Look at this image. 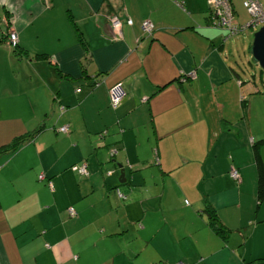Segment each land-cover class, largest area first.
Here are the masks:
<instances>
[{"label":"crops","instance_id":"0c3cea01","mask_svg":"<svg viewBox=\"0 0 264 264\" xmlns=\"http://www.w3.org/2000/svg\"><path fill=\"white\" fill-rule=\"evenodd\" d=\"M245 1L230 0L238 26L250 19ZM209 8L208 0H0V38L16 33L23 51L0 43V147L44 126L0 157V264H249L264 255L253 150L262 141L264 162V130L252 133L243 100L254 92L264 102V71L260 88L254 77L244 86L226 48L235 35ZM117 83L125 95L111 107ZM65 125L70 132H59ZM85 160L90 178L73 170Z\"/></svg>","mask_w":264,"mask_h":264},{"label":"trees","instance_id":"16d2710c","mask_svg":"<svg viewBox=\"0 0 264 264\" xmlns=\"http://www.w3.org/2000/svg\"><path fill=\"white\" fill-rule=\"evenodd\" d=\"M213 16H214L213 10L211 8H209V17L214 20V24H215V19L213 18ZM9 33H10V31H8L6 35H4V36H2L0 38V43L5 42L7 40V38L9 37ZM149 35H151V34H149ZM7 43L9 44V46H11L13 48V50H14L13 52L15 54L21 55L23 53V51L18 49V45L16 43H11L9 40H7ZM39 56L43 57L45 55L39 54ZM99 84H100V81L96 79L95 82L92 84V86L96 87ZM117 84H120V83H117ZM117 84H115V85H117ZM115 85L111 86L109 88V90H108L109 103H110L111 107H116L118 105L117 104L116 106H114L112 101H111V97H110V90ZM122 89H123V87H122ZM244 106H245V104H244ZM62 127H66L67 131H61L60 129ZM62 127L59 128V130H58L59 132L64 133V134L70 132L69 126L65 125V126H62ZM43 128H44V126L40 125L39 128H36L34 131L28 132V133L23 134V135H19L15 139H13L10 143L1 146L0 147V157H2L3 155H12L17 150H19V148L21 146H23L24 144L32 142V140L36 137L37 133L42 131ZM261 144H262V141H258V142H256L254 144V147H253L254 156H255V165H256V170H257V199H258L259 202H263L264 201V162H263L261 154H260ZM116 152L117 151L114 150V149L110 150V155H111L112 158L115 156ZM83 166L85 167L86 175L81 174L78 171L80 169V167H83ZM73 170H74V172L76 174H78L82 178H90V176H91V173H90L89 168H88V162L86 160L83 161L82 165L74 166ZM238 172H239V170H238ZM106 174L108 176H110L112 174V171H108V172H106ZM40 175H43L44 178L40 179ZM40 175L38 176V179L39 180H44L45 179V175L44 174H40ZM239 176H240V172H239ZM237 181H240V177H239V179ZM113 192L119 198L124 199V195L121 193L119 187L115 186L113 188ZM70 209L74 210V212H75L74 216H71ZM207 212H208L209 219L211 221V224L213 225V228H214L215 232L218 233V234H221L223 237H226L227 234H228V229L218 222V220H217L218 217H217V214H216V211L214 210V208H212L210 205H208L207 206ZM68 214H69V217H71V218H75L77 216V212L75 211V209L73 207L68 208ZM249 264H264V255L262 257L258 258V259H255V260L251 261Z\"/></svg>","mask_w":264,"mask_h":264},{"label":"built area","instance_id":"2783aa9c","mask_svg":"<svg viewBox=\"0 0 264 264\" xmlns=\"http://www.w3.org/2000/svg\"><path fill=\"white\" fill-rule=\"evenodd\" d=\"M209 1V7L213 10L215 19V25H217L220 28H225L227 30V36H234L241 32L242 30L250 27H254L257 25H264V5L260 3L257 0H246L243 3V6L245 7L246 11L250 15V20L247 24L244 26H237L234 23V11L232 8V5L230 3V0H208ZM127 23L131 24V20H128ZM112 24L114 28H118L120 21L117 18L112 19ZM142 28L147 34H152L154 31V25L149 20H145L142 23ZM8 40L11 43L17 42V35L14 32L9 33ZM125 93L122 89L121 84L115 85L110 90V97L111 101L114 106H116L124 97ZM61 131H67L66 127H62L60 129ZM79 173L86 175L85 167H80L78 170ZM230 175L233 179L238 180L239 179V172L237 169L232 168ZM44 176L40 175V179H43ZM71 216L75 215V212L73 209H70ZM176 264H183V263H176Z\"/></svg>","mask_w":264,"mask_h":264},{"label":"rangeland","instance_id":"374dc122","mask_svg":"<svg viewBox=\"0 0 264 264\" xmlns=\"http://www.w3.org/2000/svg\"><path fill=\"white\" fill-rule=\"evenodd\" d=\"M250 20V19H249ZM249 20L246 22L248 23ZM262 25H257L254 27L246 28L236 34L234 37L229 39L226 48L230 45L233 47L234 54L236 56V59L240 63V69L239 67H235L237 71H242V80L245 82L244 86H247L249 81L251 82L253 77L255 78V84L260 88L261 87V81L259 79V72L261 69L255 65V63L252 60V55L250 53V46L253 42V35L256 31H258ZM231 41V42H230ZM229 64V61H228ZM255 75V76H251ZM263 86V85H262ZM251 93V92H250ZM250 93H244L243 100L251 102V110L249 113V118L251 120L252 124V133L257 135L262 130H264V102L263 99H260V95L255 94L254 92ZM251 95V96H250ZM248 263V262H246ZM168 264V263H163ZM175 264V263H173Z\"/></svg>","mask_w":264,"mask_h":264},{"label":"water","instance_id":"95a60500","mask_svg":"<svg viewBox=\"0 0 264 264\" xmlns=\"http://www.w3.org/2000/svg\"><path fill=\"white\" fill-rule=\"evenodd\" d=\"M250 53L252 60L264 71V25L254 33ZM125 181L124 169L120 167L119 182Z\"/></svg>","mask_w":264,"mask_h":264}]
</instances>
